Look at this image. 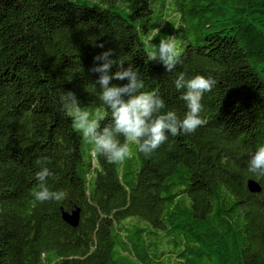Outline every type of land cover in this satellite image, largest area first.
Masks as SVG:
<instances>
[{"label":"trees","instance_id":"16d2710c","mask_svg":"<svg viewBox=\"0 0 264 264\" xmlns=\"http://www.w3.org/2000/svg\"><path fill=\"white\" fill-rule=\"evenodd\" d=\"M168 36L181 53L172 72L150 58ZM108 49L117 61L109 75L131 65L143 91L164 100L162 112L181 119L178 75L214 79L205 124L168 133L149 157L136 145L121 165L92 157L60 97L71 91L81 107H104L101 127L110 123L91 71ZM257 145L264 0H0V264H264V177L247 171ZM41 157L46 186L64 200L32 197ZM73 206L76 229L62 216Z\"/></svg>","mask_w":264,"mask_h":264},{"label":"clouds","instance_id":"9594fccd","mask_svg":"<svg viewBox=\"0 0 264 264\" xmlns=\"http://www.w3.org/2000/svg\"><path fill=\"white\" fill-rule=\"evenodd\" d=\"M159 33V29H154ZM104 48V44L98 45ZM151 54V60H159L168 72H172L179 63L181 55L175 36H168L160 40L158 48ZM114 50L108 49L94 57L99 63L91 69L94 73H100L96 83L100 86L99 100L107 106L111 113V121L103 128L101 122L105 119L104 107H81L75 93L64 92L60 97L62 111L71 118L72 128L81 134L83 141L91 145L90 154L96 157L98 154L106 158L110 164L121 165L126 159L134 155L132 145L137 146L139 153L145 157L151 156L168 139V133L177 136L194 133L205 124L201 117L204 110L202 100L204 94L210 92L216 81L205 78L203 75H195L191 78L180 73L174 80L175 88L183 90L180 99L186 104L187 111L181 119L175 110L165 109L164 100L157 92L143 91L144 81L139 72L131 65L126 69L124 63H119V69L114 76L109 71L117 61L111 59ZM115 80H128L124 86L111 85ZM127 97V99H125ZM120 137H123V142ZM41 166L35 176L39 181L38 189H33L31 195L35 201H62L66 193L63 190L51 191L46 186V178L52 175L47 164L48 157L37 159ZM247 171L257 177H264V145H257L256 151L250 155Z\"/></svg>","mask_w":264,"mask_h":264},{"label":"water","instance_id":"95a60500","mask_svg":"<svg viewBox=\"0 0 264 264\" xmlns=\"http://www.w3.org/2000/svg\"><path fill=\"white\" fill-rule=\"evenodd\" d=\"M249 191L253 194H260L261 189L259 185L255 182L250 181L248 183ZM80 215L81 211L76 206H73L72 210L70 212L68 211H62L63 220L65 223H67L72 228L76 229L79 226L80 223Z\"/></svg>","mask_w":264,"mask_h":264}]
</instances>
